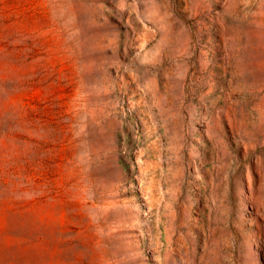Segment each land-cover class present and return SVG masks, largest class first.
<instances>
[{
	"label": "rangeland",
	"instance_id": "374dc122",
	"mask_svg": "<svg viewBox=\"0 0 264 264\" xmlns=\"http://www.w3.org/2000/svg\"><path fill=\"white\" fill-rule=\"evenodd\" d=\"M0 264H264V0H0Z\"/></svg>",
	"mask_w": 264,
	"mask_h": 264
}]
</instances>
